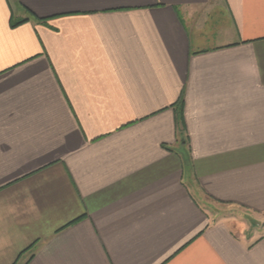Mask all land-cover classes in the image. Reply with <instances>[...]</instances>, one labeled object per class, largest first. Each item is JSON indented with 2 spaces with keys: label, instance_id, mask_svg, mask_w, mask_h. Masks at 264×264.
<instances>
[{
  "label": "crops",
  "instance_id": "1",
  "mask_svg": "<svg viewBox=\"0 0 264 264\" xmlns=\"http://www.w3.org/2000/svg\"><path fill=\"white\" fill-rule=\"evenodd\" d=\"M212 202L264 214V0H0V264H264Z\"/></svg>",
  "mask_w": 264,
  "mask_h": 264
},
{
  "label": "rangeland",
  "instance_id": "2",
  "mask_svg": "<svg viewBox=\"0 0 264 264\" xmlns=\"http://www.w3.org/2000/svg\"><path fill=\"white\" fill-rule=\"evenodd\" d=\"M208 205V210L214 215L215 220H224L232 228L243 231L249 237L258 236L264 231L262 224L264 222V214L216 202L209 203Z\"/></svg>",
  "mask_w": 264,
  "mask_h": 264
},
{
  "label": "trees",
  "instance_id": "3",
  "mask_svg": "<svg viewBox=\"0 0 264 264\" xmlns=\"http://www.w3.org/2000/svg\"><path fill=\"white\" fill-rule=\"evenodd\" d=\"M27 19L25 18V19H22V20H19V21H12L11 22V24L14 26V25H16V24H19V23H22V22H24V21H26ZM29 248H31V247H29ZM27 250V249H26Z\"/></svg>",
  "mask_w": 264,
  "mask_h": 264
},
{
  "label": "water",
  "instance_id": "4",
  "mask_svg": "<svg viewBox=\"0 0 264 264\" xmlns=\"http://www.w3.org/2000/svg\"><path fill=\"white\" fill-rule=\"evenodd\" d=\"M262 224H263V226H264V222H263Z\"/></svg>",
  "mask_w": 264,
  "mask_h": 264
}]
</instances>
